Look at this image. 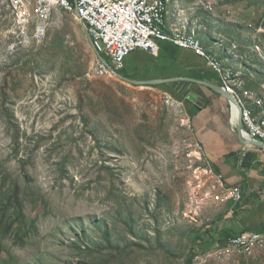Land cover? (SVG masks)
<instances>
[{
  "label": "rangeland",
  "instance_id": "obj_1",
  "mask_svg": "<svg viewBox=\"0 0 264 264\" xmlns=\"http://www.w3.org/2000/svg\"><path fill=\"white\" fill-rule=\"evenodd\" d=\"M168 21L196 28L206 50L264 96V0H175ZM34 31L0 9V186L21 182L27 216L26 237L5 240L4 261L186 264L221 194L189 102L166 86L98 77L70 13L55 12L41 41ZM212 235L194 264H264V251L216 258Z\"/></svg>",
  "mask_w": 264,
  "mask_h": 264
},
{
  "label": "built area",
  "instance_id": "obj_2",
  "mask_svg": "<svg viewBox=\"0 0 264 264\" xmlns=\"http://www.w3.org/2000/svg\"><path fill=\"white\" fill-rule=\"evenodd\" d=\"M175 0H0V9L11 11L20 25L33 24V37L41 41L53 14L63 10L85 22L94 48L109 64L97 58L96 75L114 80L125 67L126 58L136 51L158 54L159 42L192 51L203 58L220 77L224 91L237 100L241 110L231 107V122L235 127L242 120L248 136L264 143V96L246 86L245 73L227 66L216 54L207 51L196 28H173L168 23L171 3ZM205 12L212 4L203 5ZM180 19V17H179ZM182 20V19H180ZM186 23L185 20H182ZM217 197L220 203L242 201L239 187L223 188ZM213 253L218 259L251 257L264 251V233L243 232L229 238L225 244L212 240Z\"/></svg>",
  "mask_w": 264,
  "mask_h": 264
},
{
  "label": "crops",
  "instance_id": "obj_3",
  "mask_svg": "<svg viewBox=\"0 0 264 264\" xmlns=\"http://www.w3.org/2000/svg\"><path fill=\"white\" fill-rule=\"evenodd\" d=\"M170 20V19H169ZM169 25L172 24L168 21ZM158 54L136 51L125 60L122 76L138 87L166 86L179 101L189 102L191 124L203 152L220 174L218 186L239 187L242 201L220 203L212 224L215 237L237 236L243 232L264 233V150L244 145L231 122L229 102L215 90L186 79L221 86L220 77L207 62L190 50L170 42H159ZM177 79L159 85L145 82ZM234 154V155H232Z\"/></svg>",
  "mask_w": 264,
  "mask_h": 264
},
{
  "label": "trees",
  "instance_id": "obj_4",
  "mask_svg": "<svg viewBox=\"0 0 264 264\" xmlns=\"http://www.w3.org/2000/svg\"><path fill=\"white\" fill-rule=\"evenodd\" d=\"M203 42H204V40H203ZM204 47H205V45H204ZM205 49H206V47H205ZM246 86L250 90H255V89L250 88L248 86V84H246ZM171 93L174 95L173 92H171ZM192 128H193V126H192ZM232 155H234V154H232ZM206 156H207V154H206ZM208 159H209V157H208ZM213 168H214L215 173L217 175H219L220 170H218V168L215 165H213ZM8 182H9V180H7V178H5V179H3L2 184L0 186V264L3 262L6 264V261H4V259L2 257L4 254L5 240L8 239L9 236L16 233L15 236L18 238V241L20 242V241H23L24 237H26V235H27V233H25V234L22 233L25 225L27 224V216L25 215V212H24L26 201L23 198L21 182L16 181L15 183H13L11 185H8L7 184ZM25 182L27 183L29 181L26 180ZM19 226H21V227L19 228ZM211 228H212V225H211ZM210 234H213V228H212V230H210V229L206 230V232H204V233L198 232L192 236L193 245H192V249H191V254H190L189 258L187 259L186 264H194V260H195L196 255H197L195 250H196V247H197L199 241H203L202 237L203 236L205 237L206 235H210ZM229 238H231V237H229ZM229 238H227L225 236L224 238H220L218 241L225 244ZM9 264H10V262H9Z\"/></svg>",
  "mask_w": 264,
  "mask_h": 264
},
{
  "label": "water",
  "instance_id": "obj_5",
  "mask_svg": "<svg viewBox=\"0 0 264 264\" xmlns=\"http://www.w3.org/2000/svg\"><path fill=\"white\" fill-rule=\"evenodd\" d=\"M81 23H82L83 30H84L85 35H86L87 42H88L89 46L92 48L93 52L95 53L96 58H98L100 61H102L103 63H105V64H107L109 66L107 61L98 52H96V50L94 48V45H93V41H92L91 35H90V32H89L88 25L85 22H81ZM117 78L122 80V81H126L128 83H131V84H135V85H140L141 84L140 82H133V81L128 80L127 78L122 76V73H117ZM176 80L177 79H170V80H166V81H163V80L151 81V82H145L144 85H159V84H162V83L173 82V81H176ZM186 80L193 81V82H195V83H197L199 85H205L208 88L210 87L211 89L215 90L217 93H219L222 96H224V98H226V100L229 102L230 105L236 106L238 108V111L241 110L240 105L238 104L237 100L234 99L229 94H227L224 91V89L222 88V86H216L214 84L212 85V84L204 82V81L194 80V79H190V78L186 79ZM235 128H236V130L238 132L240 141L244 145L249 146L251 148H258V149L264 150V143L256 141V140H254V139H252V138H250L248 136V134L246 132V129L244 127V124H243V122H242V120L240 118H239Z\"/></svg>",
  "mask_w": 264,
  "mask_h": 264
}]
</instances>
